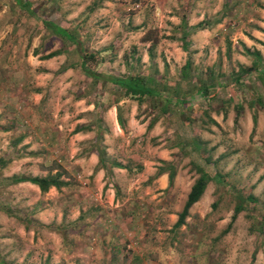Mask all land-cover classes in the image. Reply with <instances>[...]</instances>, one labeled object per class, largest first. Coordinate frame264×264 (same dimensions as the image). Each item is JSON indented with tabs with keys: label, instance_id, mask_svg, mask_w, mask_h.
Here are the masks:
<instances>
[{
	"label": "rangeland",
	"instance_id": "obj_1",
	"mask_svg": "<svg viewBox=\"0 0 264 264\" xmlns=\"http://www.w3.org/2000/svg\"><path fill=\"white\" fill-rule=\"evenodd\" d=\"M25 1L33 14L15 0H0V76L18 78L20 70L34 68V176L58 171L68 184L45 193L20 184L8 190V203L0 208L1 264H128L141 249L157 264H264V83L258 74L264 71V45L257 62L244 52L238 28L228 27L209 31L202 39L208 42L195 46L196 28L181 17L185 0ZM216 18L204 19L205 26ZM44 19L78 33L85 49L95 53L93 69L152 76L180 95L197 86L180 74L189 57L193 77L215 83L212 96L161 115L151 98L138 106L117 86L84 75L75 48L47 30ZM234 20L236 26L240 17ZM58 49L61 56L42 58ZM31 53L34 66L26 60ZM240 66L248 71L236 79ZM1 116L0 126L8 121ZM0 144V154L12 151ZM92 153L103 162L94 166ZM145 161L174 172L188 169L179 185L191 173L197 178L198 169L209 176L185 227L170 229L168 236L170 215L183 208L180 189L173 192L174 183L168 193L150 198L156 193L151 177L140 180ZM138 184L151 192H135ZM113 188L116 200L110 205L106 190ZM237 204L241 210L231 222ZM147 216L154 222L130 223V217ZM157 246L166 252L158 253Z\"/></svg>",
	"mask_w": 264,
	"mask_h": 264
},
{
	"label": "crops",
	"instance_id": "obj_2",
	"mask_svg": "<svg viewBox=\"0 0 264 264\" xmlns=\"http://www.w3.org/2000/svg\"><path fill=\"white\" fill-rule=\"evenodd\" d=\"M187 3L184 5L185 10L182 12L181 17L186 18L188 26H193L204 19L217 17L216 24L211 23L209 26H205L201 29H196V32L192 35V40L195 46H204L203 42H208V40H202L209 31H227L231 27L233 30L238 28L236 33H240V39L245 44V46L250 48H256L262 53L261 46L262 43H255V41L251 38H254L258 41L264 42V0H185ZM188 1L190 3L188 4ZM231 2L229 4L228 2ZM16 3V2H15ZM23 3V2H22ZM27 3L26 1L23 3ZM19 8L22 6L18 5ZM230 19H224L222 17H229ZM237 16L240 17L238 24L234 26L236 21L234 18ZM177 23L181 20L176 19ZM175 20V22H176ZM234 20V21H232ZM232 21V22H231ZM215 25V26H213ZM237 27V28H236ZM188 31L187 29H185ZM34 48V45H33ZM27 58V62L31 66H34V54ZM61 56L60 54H58ZM185 62V61H184ZM183 62V63H184ZM29 71L20 70L16 75L13 73H7L6 76H0V114L1 117H4L8 121L5 125L0 126V134H2V139L0 142L7 143L8 147L12 151H8V153H1L0 159L4 162V164L0 165V208L4 207L8 202H6L7 197L6 193L8 190H11L13 186L17 187V185H29L34 188H38L37 185L32 184L30 182H12L10 185H7L8 180L13 175H26L28 176L29 171L31 172V176H34V68H29ZM14 76V77H13ZM17 81V82H16ZM114 110L117 108L114 106ZM113 115V110H110ZM115 115L116 112H115ZM10 117V118H9ZM4 118L2 120H4ZM24 118L23 122L21 119ZM2 122V121H0ZM4 122V121H3ZM2 144V143H1ZM0 144V145H1ZM15 144L21 146L20 151H17L15 148ZM24 146V149H22ZM26 150V151H24ZM98 154V153H97ZM31 156V157H30ZM33 160V164L29 163H21L23 160ZM90 161L93 162L95 166L99 159L96 154H91ZM150 162L145 161L144 166H146L141 171V181H146L151 177L153 181V191L155 192L150 198H156L164 193H168L167 190L172 188L174 184L173 192H175L176 188L180 189V198L178 199V208L183 206L186 199L187 194L190 191L192 184L194 183L196 176L188 175V180L186 179L185 184L182 183L179 185V180L182 178L184 173L188 172V169L178 170L175 172V176L173 179V184L169 186L168 180V169L166 167H151L149 165ZM159 165V164H158ZM164 169L163 172L158 173L159 169ZM29 169V170H27ZM99 171V170H98ZM98 177L103 176V171L97 172ZM176 180V182H174ZM65 186V185H63ZM61 186V188L63 187ZM14 187V188H15ZM145 188L144 196L149 194L151 190L149 186H142L140 184L134 185L133 188L135 192H139L140 188ZM55 188V187H54ZM60 188V189H61ZM39 189V188H38ZM56 189V188H55ZM7 190V191H6ZM101 191L103 188L100 189ZM106 191H110L107 193L106 202L110 205H113L116 200V195L113 189H107ZM5 194V195H4ZM203 195V194H202ZM201 197L199 198V200ZM199 200L197 202H199ZM192 204L195 206L196 203ZM191 206V207H192ZM134 207L140 208L138 204H135ZM190 207V208H191ZM189 208V209H190ZM137 210V209H136ZM113 216L108 220H113ZM100 219V218H99ZM116 219V217L114 218ZM118 219V218H117ZM151 223L154 222L155 219L152 218H142L138 217H130V223ZM177 216L175 214L170 215L169 223L170 225L166 226L167 228V236L170 233V229L173 224L176 222ZM186 222V221H185ZM182 228L185 227V224L181 225ZM146 232V227L143 228V234ZM147 233V232H146ZM141 242V241H140ZM169 251L171 252L172 246L167 244ZM158 253H165V247L157 246ZM143 259H147L149 261L148 264H157V261L144 253L141 250H138L136 253L132 255V260L128 264H143ZM3 262V259L0 257V264ZM96 264H104L103 260H96Z\"/></svg>",
	"mask_w": 264,
	"mask_h": 264
},
{
	"label": "trees",
	"instance_id": "obj_3",
	"mask_svg": "<svg viewBox=\"0 0 264 264\" xmlns=\"http://www.w3.org/2000/svg\"><path fill=\"white\" fill-rule=\"evenodd\" d=\"M16 4L22 6V8H25L29 13L33 14V10L30 8V6L25 3H22V0H15ZM43 25L47 30L52 31L56 36H58L62 42H69L72 46V48H75L76 53L79 55L81 61L79 67L81 68V71L86 75L87 77H90L94 80H102L105 82H109L115 86H117L123 93V96L134 99L137 101L138 106L141 105L142 101L145 98H151L155 101V106L158 107L159 111L158 114H166L170 113L172 106L177 107H184V109H190V101L191 99L198 98L200 96L202 99L209 100L212 96L210 94V90L214 88L215 83L211 82L208 83L206 80H203L201 78L193 77L191 72V59L188 57L183 65L181 66V77L185 79H190L193 81H196L197 86L191 90L190 92H186L183 95H180L179 91L174 89L173 87H168L167 85H162L154 79L152 76L146 77L140 74H127L122 76L117 75H111L102 73L100 71H97L96 69H93L89 61L95 60V53L88 52L87 49L82 44V41L80 40V37L77 32H74L66 27H63L57 23H54L53 21L44 19ZM196 29H201L205 27L204 21H201L193 26ZM260 42V41H259ZM264 45V42H261ZM244 52L248 55H253L256 59L255 61H259L261 59V53L254 49L250 50L249 48L244 46ZM62 49H58L55 51H51L44 55L42 58H51L53 56H56L58 54H61ZM184 50L185 47H184ZM229 51V48L228 50ZM148 56L149 58H153V52L151 51V45L148 47ZM253 61L252 66H257V62ZM252 68L251 70L255 69ZM246 72L248 71L245 68ZM243 66H240V69L238 72L245 71ZM238 73L235 78L240 79L241 73ZM260 77H262V82L264 83V71L260 70L258 73ZM219 85V84H218ZM154 118L152 121L148 123L147 128L150 129L155 120ZM118 123L121 128H123V120L121 117L117 116ZM253 121L256 122V116L253 115ZM99 155V153H98ZM100 156V155H99ZM5 162V161H4ZM4 162L0 159V165L4 164ZM99 162H103V156L99 157ZM119 165V164H118ZM163 168L159 169L158 173L163 172ZM169 170V169H168ZM198 177L195 179L194 183L192 184L190 191L187 194V199L183 205L182 210L177 214V220L173 224L171 229L179 228L181 225L185 224V218L187 217L189 213V208L199 200L201 195L203 194L206 185L209 180V176L207 173H205L202 169H198ZM175 172L173 170L168 171V180H169V186L173 184ZM14 183L18 182H30L32 184H35L38 186L41 193L47 192L51 187H55L57 190H60L61 186L67 185L68 183L61 179L60 172L56 171L55 173H48L45 176H26V175H13L9 178ZM213 206V205H212ZM241 210V205L237 204L234 208V212L231 217V222L235 219L237 213Z\"/></svg>",
	"mask_w": 264,
	"mask_h": 264
}]
</instances>
